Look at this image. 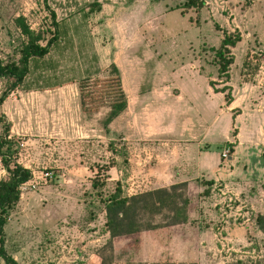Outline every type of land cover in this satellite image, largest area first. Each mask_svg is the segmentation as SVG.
Returning a JSON list of instances; mask_svg holds the SVG:
<instances>
[{
  "label": "rangeland",
  "instance_id": "obj_1",
  "mask_svg": "<svg viewBox=\"0 0 264 264\" xmlns=\"http://www.w3.org/2000/svg\"><path fill=\"white\" fill-rule=\"evenodd\" d=\"M184 2L0 0L3 62L18 58L16 17L45 31L52 11L66 33L42 58L50 68L31 71L0 107L14 158L32 176L3 228L18 264L108 257L114 264H253L264 256L253 221L264 214V0H202L182 11ZM227 33L240 41L224 82L211 50ZM111 63L126 108L105 133L106 108L82 115L77 83L103 79ZM119 136L128 166L117 171L106 168V144ZM175 170L176 182L186 183V223L116 237L108 247L99 195L115 181L126 196L167 187ZM97 172L99 193L90 187Z\"/></svg>",
  "mask_w": 264,
  "mask_h": 264
},
{
  "label": "trees",
  "instance_id": "obj_2",
  "mask_svg": "<svg viewBox=\"0 0 264 264\" xmlns=\"http://www.w3.org/2000/svg\"><path fill=\"white\" fill-rule=\"evenodd\" d=\"M95 4V3H92ZM203 5L202 0H185L180 7L182 11L197 10ZM99 8L98 5H95ZM49 24L45 31H32L25 24L23 18L16 17L13 23L22 38L18 48L16 61L3 62L0 59V81L3 88L0 91V107L7 96L14 90L22 87L26 76L33 71L39 76L45 65L42 58L48 54L50 46L56 44L66 33L55 21L54 13L48 11ZM47 34L48 37L44 36ZM240 41L238 33L224 34L218 46L212 49L219 78L225 82L228 78V69L232 64V49ZM45 67L50 68L49 65ZM211 86V83H209ZM78 108L82 115L96 114L101 108H106L100 120L101 127L108 133V125L126 108V99L122 92L118 69L114 64L109 65L107 75L103 79H94L91 83L88 77L80 78L77 83ZM225 87L216 92H224ZM224 101L228 104V93L224 94ZM10 124L0 113V164L4 175L0 178V260L3 264H18L4 247L3 228L7 223L9 211L19 200L20 188L31 180V172L17 163L9 139ZM106 151L111 154L107 167H115L117 171L128 166V152L125 143L119 136L109 140ZM210 186L211 181H204ZM104 185V180L97 176L91 179L90 187L97 193ZM104 212V228L108 233L106 245L110 247L111 240L116 237L130 235L160 227L181 225L187 221L189 198L186 195L185 181L174 182L167 187L156 188L134 195L126 196L120 188L119 181L104 197L99 195ZM156 218L160 221L156 222ZM254 226L264 239V214H256ZM100 264H114L111 258L102 259ZM139 264V263H138ZM158 264V263H152ZM159 264H175L165 261ZM184 264V263H180ZM195 264V263H188ZM235 264H242L236 261ZM253 264H264V256L255 259Z\"/></svg>",
  "mask_w": 264,
  "mask_h": 264
},
{
  "label": "built area",
  "instance_id": "obj_3",
  "mask_svg": "<svg viewBox=\"0 0 264 264\" xmlns=\"http://www.w3.org/2000/svg\"><path fill=\"white\" fill-rule=\"evenodd\" d=\"M227 153H228V151L225 150V151H223V152L221 153V156H222V157H225ZM43 176H44V177H48V178L51 177L50 173H44Z\"/></svg>",
  "mask_w": 264,
  "mask_h": 264
},
{
  "label": "crops",
  "instance_id": "obj_4",
  "mask_svg": "<svg viewBox=\"0 0 264 264\" xmlns=\"http://www.w3.org/2000/svg\"><path fill=\"white\" fill-rule=\"evenodd\" d=\"M177 172H178V170H175V173H174L173 177L171 178L173 180V182H176V180H178V178H177L178 173Z\"/></svg>",
  "mask_w": 264,
  "mask_h": 264
}]
</instances>
